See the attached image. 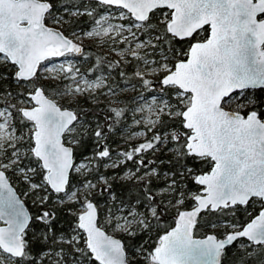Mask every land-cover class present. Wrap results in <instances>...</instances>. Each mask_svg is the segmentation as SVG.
<instances>
[{
    "label": "snow or ice",
    "instance_id": "obj_1",
    "mask_svg": "<svg viewBox=\"0 0 264 264\" xmlns=\"http://www.w3.org/2000/svg\"><path fill=\"white\" fill-rule=\"evenodd\" d=\"M12 3L0 10V264H264V194L211 202L237 182L264 190V42L224 46L231 90L213 111L228 120L195 151L178 68L207 24L176 35L169 6L149 0Z\"/></svg>",
    "mask_w": 264,
    "mask_h": 264
},
{
    "label": "water",
    "instance_id": "obj_2",
    "mask_svg": "<svg viewBox=\"0 0 264 264\" xmlns=\"http://www.w3.org/2000/svg\"><path fill=\"white\" fill-rule=\"evenodd\" d=\"M158 4L168 5L172 11L171 30L176 35L189 37L206 24L212 29L209 40L194 44L188 64L178 68L179 82L192 89L195 96L188 113V123L196 137L191 146L195 151H203L205 140L211 139L215 130L228 120L213 111V106L219 107L220 96L231 90L224 46L230 45L233 37L239 36L246 37L256 46L264 42V19H258L264 13V0H220L207 7L198 0H149L147 6L155 7ZM14 9L12 0H0V10L14 14ZM225 111L237 113V110L227 107ZM233 123L246 129L253 125L254 119ZM256 187L252 182H237L218 188L211 202H223L218 201L221 195L224 200L239 201L246 199L248 194H264V190L257 193Z\"/></svg>",
    "mask_w": 264,
    "mask_h": 264
},
{
    "label": "rangeland",
    "instance_id": "obj_3",
    "mask_svg": "<svg viewBox=\"0 0 264 264\" xmlns=\"http://www.w3.org/2000/svg\"><path fill=\"white\" fill-rule=\"evenodd\" d=\"M85 42L91 43V41L85 40ZM227 108L233 109V110H237L235 105H228L226 106Z\"/></svg>",
    "mask_w": 264,
    "mask_h": 264
},
{
    "label": "trees",
    "instance_id": "obj_4",
    "mask_svg": "<svg viewBox=\"0 0 264 264\" xmlns=\"http://www.w3.org/2000/svg\"><path fill=\"white\" fill-rule=\"evenodd\" d=\"M203 28H204V27H203ZM203 28H202V29H203ZM202 29H201V30H202ZM197 38H200V37H197ZM85 44H88V43L85 42ZM20 191H23V185L20 186Z\"/></svg>",
    "mask_w": 264,
    "mask_h": 264
},
{
    "label": "flooded vegetation",
    "instance_id": "obj_5",
    "mask_svg": "<svg viewBox=\"0 0 264 264\" xmlns=\"http://www.w3.org/2000/svg\"><path fill=\"white\" fill-rule=\"evenodd\" d=\"M203 28V27H202ZM202 28H200V29H202ZM198 40H200V38H197ZM86 43H88V42H86ZM89 44V43H88Z\"/></svg>",
    "mask_w": 264,
    "mask_h": 264
}]
</instances>
